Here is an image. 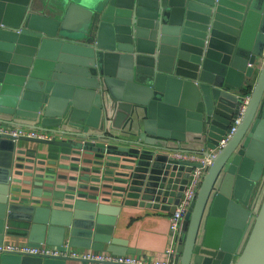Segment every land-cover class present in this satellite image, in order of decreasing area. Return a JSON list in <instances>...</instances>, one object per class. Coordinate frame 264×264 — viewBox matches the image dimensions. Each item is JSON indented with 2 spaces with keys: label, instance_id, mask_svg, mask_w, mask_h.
I'll list each match as a JSON object with an SVG mask.
<instances>
[{
  "label": "water",
  "instance_id": "1",
  "mask_svg": "<svg viewBox=\"0 0 264 264\" xmlns=\"http://www.w3.org/2000/svg\"><path fill=\"white\" fill-rule=\"evenodd\" d=\"M82 1L0 0V123L57 136L0 137V246L20 236L29 247L130 253L113 236L121 207L177 205L197 164L169 143L190 133L209 155L249 94L175 263L264 264V193L249 208L264 183V0ZM0 264L108 263L4 252Z\"/></svg>",
  "mask_w": 264,
  "mask_h": 264
},
{
  "label": "built area",
  "instance_id": "2",
  "mask_svg": "<svg viewBox=\"0 0 264 264\" xmlns=\"http://www.w3.org/2000/svg\"><path fill=\"white\" fill-rule=\"evenodd\" d=\"M249 97V94L245 95L244 102L240 107L237 118L231 125L228 133L220 141L219 146H217L216 149L211 150L209 155L205 156L202 154H194L189 152H176L173 154L175 158L188 163L197 164V166L192 169L182 197L170 216L171 244L166 251V259L164 261H157L151 264H176L175 259L178 255L177 248L183 236V225L186 216L190 212V209L197 198L203 178L207 169L212 165L213 158L229 142L230 138L233 136L237 130V127L241 123L242 117L247 108ZM55 136L56 134L46 131L0 123V137L12 138L14 141H18L20 138L50 140ZM4 252L22 253L35 256L70 257L74 259L86 260L89 262L108 264H149L145 260L134 256H117L113 255L112 253L73 248L70 246L69 241L64 243L63 250L51 248L49 246L29 247L28 245H22L18 243H4L0 246V253Z\"/></svg>",
  "mask_w": 264,
  "mask_h": 264
},
{
  "label": "crops",
  "instance_id": "3",
  "mask_svg": "<svg viewBox=\"0 0 264 264\" xmlns=\"http://www.w3.org/2000/svg\"><path fill=\"white\" fill-rule=\"evenodd\" d=\"M67 129L74 130L71 129L70 127ZM118 130L121 131H117L115 135H118V137L124 139L128 138V136L122 131V129H118ZM109 131L113 132L114 129L110 128ZM90 132L98 133L97 130H93V129H91ZM193 136H194L193 134L188 133L186 141L184 142L173 141L169 143V146L173 149H176L177 152H186V153L189 152L194 154L195 153L198 154L199 152H206L207 151L206 147H204L200 143H195ZM19 149H26L28 151H35L39 153V152H44V150H46V147L37 145L35 143L21 142L19 144ZM83 157L87 159H95L94 155L91 156L84 155ZM36 160H41V159H36ZM61 163L67 165L68 164L77 165V163H72V162H61ZM80 165L82 168L89 167L95 169L96 167L95 165H88L84 163H81ZM44 167L48 168L52 166L46 164V166ZM58 173L63 175H71L70 171L58 170ZM82 174L83 173L80 172V175ZM44 181H47V179H45ZM64 182L65 181L62 180L57 181V183L59 184H63ZM44 190L48 191L46 188H44ZM260 190L261 191L259 192L257 198H255L253 201L252 200L250 201L249 208L253 206L252 209L253 212L258 211V206L261 202L264 193V183L262 184ZM55 192L61 193L63 191L56 190ZM42 199H47V198L43 197ZM118 201L120 200H115L112 203L113 204L120 203ZM175 206L176 205H172L171 207L166 209H162L161 207L158 209L147 208V207L142 208L138 206L121 207V212L117 217L113 236L118 239L127 241L126 249L130 253H127L125 255L134 256L143 259L149 264L157 261H164L166 259V251L171 244L170 216L172 215ZM19 228L20 227H18L17 229ZM17 231L20 232V230ZM67 241L68 240H66V242ZM4 243H18L22 245H28L27 239L20 236L7 237ZM43 246H47V245H43ZM106 247L107 246H105V250L102 252L109 253L106 250ZM77 249L97 251L94 249H83V248H77Z\"/></svg>",
  "mask_w": 264,
  "mask_h": 264
},
{
  "label": "rangeland",
  "instance_id": "4",
  "mask_svg": "<svg viewBox=\"0 0 264 264\" xmlns=\"http://www.w3.org/2000/svg\"><path fill=\"white\" fill-rule=\"evenodd\" d=\"M89 1H91V0H87L86 2L83 0L82 2H83V3H88ZM94 1H96V0H94Z\"/></svg>",
  "mask_w": 264,
  "mask_h": 264
}]
</instances>
